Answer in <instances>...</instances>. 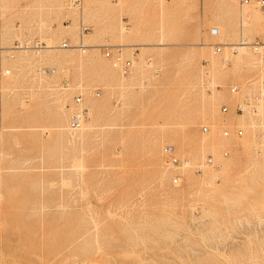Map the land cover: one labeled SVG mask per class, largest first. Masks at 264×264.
Wrapping results in <instances>:
<instances>
[{"label": "rangeland", "instance_id": "rangeland-1", "mask_svg": "<svg viewBox=\"0 0 264 264\" xmlns=\"http://www.w3.org/2000/svg\"><path fill=\"white\" fill-rule=\"evenodd\" d=\"M72 1L0 0V264H264V8Z\"/></svg>", "mask_w": 264, "mask_h": 264}, {"label": "built area", "instance_id": "built-area-1", "mask_svg": "<svg viewBox=\"0 0 264 264\" xmlns=\"http://www.w3.org/2000/svg\"><path fill=\"white\" fill-rule=\"evenodd\" d=\"M251 0H244L245 3H250ZM82 0H73L72 1V4L75 5V6H79L81 4ZM255 2L260 5V7L264 8V0H255ZM85 30V29H84ZM2 36H3V30H2V22H1V19H0V75H3L5 74L4 73V69L1 65V56H2V52L5 51L6 48L3 47L2 45ZM28 44L26 43H20L18 41H16L13 45L12 48L10 49H18V48H21L23 46H27ZM47 44L40 41V40H36L34 41L31 45H30V48L33 49L34 51H40L42 48H44ZM64 45L65 47H68V43L67 42H64ZM235 46H233V51H237L238 48H234ZM251 47L253 48V50L257 53L260 54L261 58L264 60V41H255L254 43L251 44ZM221 51V48L218 47L217 48V52H220ZM110 53H107V56H109ZM131 65V62L130 61H127L124 66L122 67L123 69V72H127L128 68L130 67ZM9 72L7 71L6 74H8ZM230 90L232 93H235V94H239L242 92V90L240 89L239 86H231L230 87ZM264 98V80L261 81L260 83V86H259V90H258V93L253 96L251 99H247L245 101V103L243 105H238L237 106V109L236 111L237 112H240V113H243L245 111V108L246 107H249L253 112L257 113L258 112V109L255 107V104L258 103V101L260 99ZM76 100V103L77 104H80L82 102V98L81 96H77L75 98ZM228 110V107L227 106H224L223 107V111H227ZM87 116V111L86 109H79L78 111H76L72 118H71V121H70V125H71V128L73 129H79L81 126H82V123L84 122L85 118ZM209 130L208 127H203V131L204 132H207ZM243 131L241 129L237 130L236 131V134L238 135H242ZM225 135H229V132H225ZM261 135L264 137V128L262 129V133ZM165 152L167 154V157L169 158L168 162L172 163V164H180V160L175 156V152H174V148L172 146H168L165 148ZM225 154H227V152H225ZM206 163L208 165H214V162H213V158L212 157H209L206 161ZM175 182L178 181V178H175L174 179Z\"/></svg>", "mask_w": 264, "mask_h": 264}, {"label": "bare ground", "instance_id": "bare-ground-1", "mask_svg": "<svg viewBox=\"0 0 264 264\" xmlns=\"http://www.w3.org/2000/svg\"><path fill=\"white\" fill-rule=\"evenodd\" d=\"M244 4H246V3H244ZM3 29V28H2ZM19 42V41H18ZM225 45V44H224ZM227 45V44H226ZM231 45H235V47L236 48H238L237 49V52H239V51H246V50H249V48L251 47V44L249 43V42H246L245 40H241L239 43H237V44H228V46L227 47H229V46H231ZM27 49H29L30 48V46L29 45H27V46H25ZM47 47V45L44 47V48H42L40 51H35L36 53H38V54H40V52L41 51H44L45 50V48ZM63 47H65L64 46V44H63ZM68 47H69V45H68ZM79 49H81L82 51H85V45L83 44V43H80L78 46H77ZM234 47V48H235ZM5 48V47H4ZM7 49V48H6ZM22 49H23V47H22ZM18 49H12V50H10L11 52H14V51H17ZM33 50V49H32ZM34 51V50H33ZM252 51V50H251ZM7 71L9 72L8 74H6L7 73ZM48 71H53V69H48ZM4 73L5 74H3L4 76H8L9 74H10V71L9 70H6V69H4ZM264 79H262L261 81H263ZM233 86H237V85H233ZM259 86H260V84H259ZM259 90V89H258ZM230 92H231V90H230ZM232 93V92H231ZM235 94V93H234ZM261 107L263 108V101H264V98H262L261 100ZM75 102H76V100H75ZM81 104V103H80ZM80 104H78V105H80ZM82 108V107H81ZM82 125H83V123H82ZM70 127V129L71 130H78V129H73V128H71V125L69 126ZM82 127V126H81ZM80 127V128H81ZM205 127V126H204ZM207 127V126H206ZM251 127H253V125H251ZM79 128V129H80ZM209 128V127H208ZM203 130V129H202ZM207 132H209V130L207 131ZM207 132H205V133H207ZM225 134V133H224ZM263 137V136H262ZM264 138V137H263ZM203 158V157H202ZM207 161V160H206ZM206 161H205V165H208L207 163H206ZM214 162V161H213ZM186 165H188L189 164V162H184ZM212 167H214V170H216L217 169V166L216 165H211ZM216 167V168H215Z\"/></svg>", "mask_w": 264, "mask_h": 264}]
</instances>
